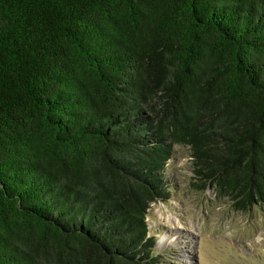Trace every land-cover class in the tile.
<instances>
[{
    "label": "trees",
    "instance_id": "obj_1",
    "mask_svg": "<svg viewBox=\"0 0 264 264\" xmlns=\"http://www.w3.org/2000/svg\"><path fill=\"white\" fill-rule=\"evenodd\" d=\"M176 145L264 205V0H0V264H160Z\"/></svg>",
    "mask_w": 264,
    "mask_h": 264
},
{
    "label": "rangeland",
    "instance_id": "obj_2",
    "mask_svg": "<svg viewBox=\"0 0 264 264\" xmlns=\"http://www.w3.org/2000/svg\"><path fill=\"white\" fill-rule=\"evenodd\" d=\"M194 169L189 147L176 145L164 169L169 199L147 215L160 264H264V205L236 211Z\"/></svg>",
    "mask_w": 264,
    "mask_h": 264
}]
</instances>
